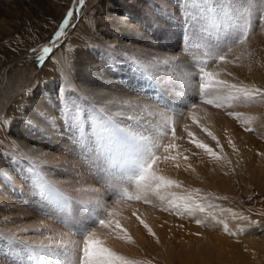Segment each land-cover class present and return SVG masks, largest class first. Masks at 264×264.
Masks as SVG:
<instances>
[{"label": "rangeland", "instance_id": "rangeland-1", "mask_svg": "<svg viewBox=\"0 0 264 264\" xmlns=\"http://www.w3.org/2000/svg\"><path fill=\"white\" fill-rule=\"evenodd\" d=\"M180 58L187 64L159 77L158 63ZM117 71L146 99L135 144L108 128L119 127L105 83ZM232 85L264 91V0H0V134L13 140L24 119L34 124L26 147L1 142L12 163L3 181L9 169L29 176L20 202L40 218L53 190L56 232L75 240L62 247L67 264H264V96ZM43 120L62 128L55 148L76 161L79 189L39 162ZM100 228L106 236L93 240Z\"/></svg>", "mask_w": 264, "mask_h": 264}, {"label": "bare ground", "instance_id": "bare-ground-1", "mask_svg": "<svg viewBox=\"0 0 264 264\" xmlns=\"http://www.w3.org/2000/svg\"><path fill=\"white\" fill-rule=\"evenodd\" d=\"M70 1L71 0H67V3ZM98 15H100V14H98ZM91 16L93 17V15H91ZM80 40H79V42L82 41V40L81 41ZM141 47L142 46L140 45L139 48H141ZM20 58H23V56H21ZM83 58H85V57L83 56ZM11 59H10V61L6 62L8 64V66H10L12 63H14L16 60H18L19 57L18 58L17 57L11 58ZM167 59H165L166 62L163 61L164 63H158L157 66H155V67H158L157 71H158L159 77L160 76H163V77L170 76L174 71H176L178 69V67L180 65H186L187 64V60H184L183 58H180L179 61H177V59H176V61H169V62L167 61ZM52 64H53L54 69H56L55 64L54 63H52ZM76 64H78V63H76ZM95 64H97V63H95ZM78 66H80V64ZM93 68H96V67H93ZM70 70H71V74L72 73L76 74V72H77L78 76H80L81 73L83 75L84 71H85L84 69H83L84 71L81 69H78V71H75L72 67L70 68ZM54 71L55 70H53V72ZM4 72H5V70L2 71V73H4ZM49 72H50V70H48L46 73L48 74ZM89 72H90L89 70H86L85 75L92 76ZM77 74L74 75L75 78L77 77ZM120 77H121V75H120L119 71H117L115 73V76L109 75L108 77H106V79L108 78L107 80L109 82H105V83L111 89V94L108 97V99L110 98L109 99L110 102L107 104V106L109 107L111 105H114L115 107L119 108L117 118L115 119L116 124L119 126L117 129L116 128L114 129L116 133H114V130L111 128L112 125H108V128H109L110 133L113 135V136L111 135V138H114V140L116 142L117 141L119 142V140L124 141V142L134 140V144H135L142 137L140 135V132L136 131V129H132L134 126L133 124L134 123L136 124L138 122L137 118L140 117V116L136 117L137 115H136V113H135L136 116L134 115V111L138 112V109H139L138 106H139L140 102L142 100H146V99L141 92H138V93L133 92L130 89L131 88V82L130 81H128L127 79L121 80ZM122 77H123V75H122ZM115 78H116V80H115ZM41 82L43 84V81H41ZM86 84L87 85L90 84V79L86 81ZM125 87H127V89H125ZM39 91H40V89H37L35 95L31 96L33 98L32 102L35 103V102H37L39 97L41 98V94L39 93ZM27 97H29V96H27ZM27 105H29V103ZM25 106H24V108H25ZM26 108H28V107H26ZM35 108H37V107H35ZM47 110H48L49 114H56V112H57L56 109L52 108V106L49 107ZM11 113H12V111H11ZM140 113L141 112H139V114ZM87 118L90 120V118H92V116L90 117V115H88ZM31 119L37 120V118H35V117H32ZM42 123L44 124V127H43L44 129L41 132V134L39 135L38 139L41 141L40 144L44 145V146L37 149V151L40 152L39 162L47 170H49V169L51 171L57 170V172H54V174L52 172H50V173L52 174V176L55 174H59L57 176H60V177H56L55 179L57 182H59V184H61L62 186H65V188H67V190L71 189L74 184L76 185V190L79 189L80 188L79 182H81V178L79 176V173H75L73 171L74 170L73 167H75L76 161L67 159V162H66V160L63 159V155L61 153H59V150H58L59 148H55V146H56L55 143L58 140L56 138V135H58L59 132L62 133V131H61L62 128L57 130V124L49 125L45 120H43ZM56 123H58V122H56ZM142 124H143L142 126L145 127V125L147 123L145 121ZM33 127H34V124L32 122H27L24 119L21 122V126H20L21 129H19V130H21V132H19L18 134L15 132L18 136L15 135V133H13L11 135L12 137H14V139L12 138L13 140L9 139L10 140L9 141L6 138H4L5 136L2 137L0 134V136H1L0 137V145H1V142L4 141L5 143L3 142V146H10V147H14V146L23 147L24 146V147H26L25 145L27 144V141L29 140L28 138L30 137V135H32ZM143 127H141V128H143ZM0 128H1V126H0ZM97 130H98V128H97ZM28 133H29V135H28ZM105 136H106V138L107 137L110 138L109 133L107 134L105 132ZM30 148H31V146H30ZM4 153L5 152L2 150V147H0V169L2 167H5V166L10 168V166L12 165V163H9L10 166H8L7 162L5 163ZM62 159L64 161H62ZM9 172H10V169L3 172V174L10 175L8 178L9 184H7V185H5V182L3 181L5 179H4L3 175L0 173V229L2 231V232H0V264H36L37 261H39V260L44 261L45 264H67V260L66 259L63 260L60 256L65 251L62 247L65 246V249L68 250L69 248H67V247L71 245L70 243L74 239H72V237L70 238L68 236L69 234L63 235L62 233L56 232L55 221L51 220L52 219L51 215H53L54 209H56V206L54 204V201H52V198L51 199L48 198L49 196H51L50 193H52L53 190L52 189L47 190L48 192H46L47 196L45 197V202H46L45 206L48 207L49 209L45 210V212H44L45 216L42 215L43 218H46V219L40 218L38 216V213L40 211L35 212V211H33L32 208H29V207H33V205H34L33 203L28 205L29 207H23L24 205H22V203L20 202L21 201L20 188L23 185L22 184L23 182H21V181H27V180L30 181V177L24 175L22 172L18 173L17 171H15L14 173H12V175ZM66 173L67 174H69V173L74 174L76 176V178L69 179L68 177L65 176ZM25 179H27V180H25ZM35 185H36V183L34 182L32 186H35ZM2 190H3V192H1ZM28 200L30 201L29 198H27V200L24 199V201H26V202ZM23 209H25V210H23ZM25 215H30L32 217V221L27 226H22L16 222H14L11 219V217L14 216V218L18 222L17 217H22ZM149 225H151V224H149ZM157 230L160 231L159 229H157ZM128 232H129V230H128ZM102 235L104 236L105 232H103V230L101 229L100 234L96 235L92 238H93V240H95V239H97V240L101 239L102 240L103 239ZM134 235H136V234H134ZM4 238L7 239V241L3 240ZM92 238H90V239H92ZM104 238H106V237H104ZM161 238H162V236H161ZM21 239H24L25 242L20 241ZM98 241H97V243H98ZM25 243H29V244H25ZM108 248H109V246H108ZM259 248L261 249V252L264 254V237L262 239V242L259 243ZM83 251H84V249H83Z\"/></svg>", "mask_w": 264, "mask_h": 264}, {"label": "snow or ice", "instance_id": "snow-or-ice-1", "mask_svg": "<svg viewBox=\"0 0 264 264\" xmlns=\"http://www.w3.org/2000/svg\"><path fill=\"white\" fill-rule=\"evenodd\" d=\"M80 3H84V0H80ZM72 16H73V12H72L71 10H69V11L66 13L65 17H64L63 23L60 25V31L56 32V35H57V36H59V35L62 34L64 26L68 23V18H69V17H72ZM49 51H50V49H49L48 47H44V48H43V52L47 53V52H49ZM41 58H42V57H41ZM221 59H223V57H221ZM232 87H233L234 89H236L237 92H243L246 96H247V95H250V94H252V93H258V94L264 96V91H262V90L259 89V88H255V89H251V90H249V89H247V88H244V89L236 88V85H232ZM229 115H232V114L229 113ZM213 139H215V137H213ZM193 143H195L196 146L199 147V148H204L209 154H211V155H215V153L213 152V150H212L207 144H202V143H200L199 141H193ZM159 179L162 180L163 178L161 177V178H159ZM166 183H167V184H171L172 181H167ZM100 223H101V224H104L105 222H104L103 220H101ZM140 223L143 224L145 228H147V230H148V232H149L150 234L155 235V233H153L152 229H151V228H150V227H149V226H148L143 220H141ZM198 223H199V222H198ZM225 230H226V229H225ZM84 254H85V256L88 255V248H87V246H85V248H84Z\"/></svg>", "mask_w": 264, "mask_h": 264}]
</instances>
